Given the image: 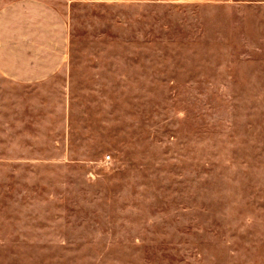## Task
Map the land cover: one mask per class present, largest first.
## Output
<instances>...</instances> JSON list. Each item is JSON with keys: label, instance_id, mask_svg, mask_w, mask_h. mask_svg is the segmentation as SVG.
Listing matches in <instances>:
<instances>
[{"label": "rangeland", "instance_id": "rangeland-1", "mask_svg": "<svg viewBox=\"0 0 264 264\" xmlns=\"http://www.w3.org/2000/svg\"><path fill=\"white\" fill-rule=\"evenodd\" d=\"M48 1L70 102L0 142V264H264V5Z\"/></svg>", "mask_w": 264, "mask_h": 264}, {"label": "crops", "instance_id": "crops-1", "mask_svg": "<svg viewBox=\"0 0 264 264\" xmlns=\"http://www.w3.org/2000/svg\"><path fill=\"white\" fill-rule=\"evenodd\" d=\"M96 5H149L166 0H88ZM206 3L213 0H171ZM264 5V0H246ZM72 23L48 0H0V142L17 147L24 130L63 122L73 49ZM59 85L60 89H55ZM59 99L58 104L56 100ZM62 113V114H61ZM68 119V114L66 116ZM4 139V140H3ZM4 160H8L7 157ZM9 160H21L16 156Z\"/></svg>", "mask_w": 264, "mask_h": 264}, {"label": "built area", "instance_id": "built-area-1", "mask_svg": "<svg viewBox=\"0 0 264 264\" xmlns=\"http://www.w3.org/2000/svg\"><path fill=\"white\" fill-rule=\"evenodd\" d=\"M108 158H110V156H108Z\"/></svg>", "mask_w": 264, "mask_h": 264}]
</instances>
